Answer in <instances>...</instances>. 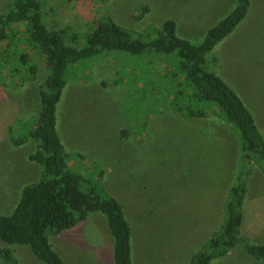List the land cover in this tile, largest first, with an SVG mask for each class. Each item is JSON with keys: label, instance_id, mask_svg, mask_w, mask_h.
<instances>
[{"label": "rangeland", "instance_id": "374dc122", "mask_svg": "<svg viewBox=\"0 0 264 264\" xmlns=\"http://www.w3.org/2000/svg\"><path fill=\"white\" fill-rule=\"evenodd\" d=\"M41 1L47 27L77 34V44L68 41L75 46L86 44L93 22L102 17L146 41L155 39L156 30L172 19L178 37L197 44L237 3ZM10 2L0 0V15ZM4 49L0 44V52ZM28 52L38 68L34 80L15 86L10 70L0 69V216L15 211L23 189L44 170L30 159L40 145L31 133L50 70L38 53ZM207 67L242 98L264 132V0H253L246 19L207 55ZM185 78L176 53L134 56L116 51L71 66L57 105V130L70 155L69 168L84 176L85 190L96 189L122 204L133 231L134 264H190L222 226L238 175L239 132L217 104L195 99ZM180 108L205 115L190 117ZM243 216V237L264 245V172L259 166L248 180ZM47 234L67 264H115L113 237L102 213H91L59 234ZM6 247L15 264H45L27 245L0 239V250ZM0 264L8 263L0 257ZM211 264L264 262L238 246Z\"/></svg>", "mask_w": 264, "mask_h": 264}, {"label": "trees", "instance_id": "16d2710c", "mask_svg": "<svg viewBox=\"0 0 264 264\" xmlns=\"http://www.w3.org/2000/svg\"><path fill=\"white\" fill-rule=\"evenodd\" d=\"M250 9L251 0H237L234 9L197 44L178 37L177 24L172 19L156 30L155 39L146 41L112 18L102 17L93 22L92 30L85 36L86 44L75 46L68 41L77 44V34H70L68 28L47 27L41 0H11L0 15V44L5 45L0 52V69L10 70V82L15 86L34 80L38 68L31 62L27 53L30 50L41 56L50 74L39 92L41 110L31 133L40 145L30 159L44 170L37 182L23 189L15 211L0 216V239L8 245L29 246L45 264H67L54 249L47 232L59 234L86 221L91 213L99 212L106 217L113 237L115 264H134L133 231L122 204L114 197L102 196L96 189L85 190L84 176L69 168L70 155L57 130V105L68 81L69 68L81 61L116 51L134 56L176 53L194 98L217 104L225 121L239 132L242 143L241 164L236 182L230 188L222 226L192 256L190 264H211L238 246L250 257L264 262V245L252 243L242 235L248 180L257 166L264 172V135L242 98L207 67V55L236 30ZM12 66L20 68L11 69ZM177 100L176 92L174 101ZM179 110L186 111L190 117L205 115L191 109ZM0 257L8 264L16 263L8 247L0 250Z\"/></svg>", "mask_w": 264, "mask_h": 264}, {"label": "crops", "instance_id": "0c3cea01", "mask_svg": "<svg viewBox=\"0 0 264 264\" xmlns=\"http://www.w3.org/2000/svg\"><path fill=\"white\" fill-rule=\"evenodd\" d=\"M252 4H253V0H251V7H252ZM249 13H250V11H249ZM253 112V111H252ZM263 133V135H264V132H262Z\"/></svg>", "mask_w": 264, "mask_h": 264}]
</instances>
